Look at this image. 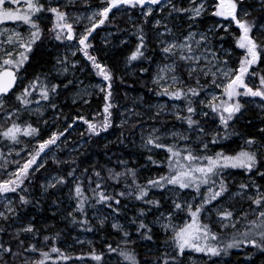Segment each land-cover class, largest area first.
<instances>
[{
    "label": "snow or ice",
    "instance_id": "1",
    "mask_svg": "<svg viewBox=\"0 0 264 264\" xmlns=\"http://www.w3.org/2000/svg\"><path fill=\"white\" fill-rule=\"evenodd\" d=\"M118 15L127 17L130 29L119 27ZM9 22L17 27L4 26ZM106 25L115 27L108 35L120 46L133 41L119 33L135 37L126 67L154 64V71L140 66L139 72H152L148 91L167 98L149 104L147 113L133 102L120 114L121 126H139L145 161L140 167L157 169L143 179L122 158L113 167L93 164L81 171L72 167L75 160L53 154L54 164L69 168L49 172L46 167L45 158L77 121L87 126L89 138L113 126L115 73L92 43ZM149 31L156 44L152 50ZM45 38L58 42L65 54L29 78L27 65ZM78 55L102 81L93 91L78 93L79 101L89 105L88 97L102 94V113L92 119L78 114L44 138L30 118L43 117L47 108L56 119L63 115L56 112L61 86L67 90L83 83L75 77L85 67L72 59ZM70 71L73 79L67 78ZM59 76L65 79L54 82ZM256 98L264 110V0H0V264H88L86 258L109 264L113 255L114 264H185L191 253L202 254L203 264H229L233 255L235 264L257 259L264 264V127L255 135L235 127ZM233 137L241 141L235 148L222 143ZM42 169L48 173L40 184L42 195L69 189L71 224L97 230L89 210L100 230L111 222L116 240H105L106 252L92 246L73 258L57 246L59 233L37 239L40 230L23 212L34 203L30 193ZM138 242H146L144 259L138 258ZM76 243L84 242L77 238Z\"/></svg>",
    "mask_w": 264,
    "mask_h": 264
},
{
    "label": "trees",
    "instance_id": "2",
    "mask_svg": "<svg viewBox=\"0 0 264 264\" xmlns=\"http://www.w3.org/2000/svg\"><path fill=\"white\" fill-rule=\"evenodd\" d=\"M80 10H83L81 7ZM256 14V13H254ZM116 23L122 29H130L131 24L128 23L127 17H120L117 16ZM150 28V25L147 26ZM102 29L112 30L115 32V27L112 25L101 26ZM147 30V28H146ZM119 37H128L124 32L118 34ZM149 36V46L150 50L155 49L154 39L152 38V33L148 32ZM131 41H135V37H128ZM96 39V38H95ZM93 40L92 43L96 48V40ZM52 44L51 40L45 38L44 44ZM44 44L41 45L39 48L36 49L35 54L32 56L31 62L27 65L26 75L27 77H31L35 72L41 70L43 67L44 71L48 70V64L50 62V57L46 53L44 48ZM53 48H57L58 46L52 44ZM99 57L101 60L105 61L104 53L105 48L99 47ZM131 48V47H130ZM129 48V49H130ZM129 51V50H128ZM125 55L122 56H114L113 61L114 65L110 66L115 73V81H114V95L115 101L114 103L117 105L116 108L113 109L114 112V120L113 126L110 127L106 132H101L99 136H92L89 138V134L86 132V125L83 124L81 121H77L72 128L65 134V137H61V143L59 148H54L56 152V157L63 161H72L75 160L76 163L72 165V167H79L82 171L84 168H89L91 165L96 164L98 167L100 165H106L107 167L116 166V159L122 158L129 162L130 167H136L140 172L141 179L148 175H154L157 171L154 167L145 166L143 168L140 165L145 164L143 159L142 152L131 149L133 142L137 139V127L133 129L131 127V123L128 125L121 126L119 125L120 121V113L121 107L128 105L130 102L128 101V97L134 95L135 93H140L144 98L148 99L151 92L147 89V83L149 80V73L141 74L139 72V67H149L151 68L152 65H149L147 61L143 62L142 65H136L138 72L135 76H131L130 70L133 67H126L125 65ZM123 69H122V67ZM121 78H123V82H121ZM27 80H25V83ZM54 82H57L54 80ZM65 96L68 94V90L64 92ZM158 98V97H157ZM167 100V98H162ZM259 99V98H257ZM103 108V96H100L97 99H92L89 105L85 106H75L66 103L62 107L63 115L59 116L56 122V126L63 130L68 123L72 121V118L78 114L86 115L89 119H92L96 112L102 113ZM254 113L246 107V114L237 122L235 125L236 130L244 133V134H252L255 135L257 129H255V123L252 122ZM67 117V119H65ZM101 117H96V119H100ZM25 119H29L27 114H25ZM31 121L34 123L35 126L39 127V123L37 120L30 118ZM135 119L132 120L134 122ZM264 121V120H263ZM170 123H175V121H170ZM78 127V128H77ZM81 133H84L82 136ZM123 133V136H121ZM41 135L45 137L43 133ZM105 138V140H103ZM123 140V142H121ZM85 141L84 145L81 147L80 151L73 152L76 146H78L81 142ZM239 138L233 137L232 141H224L222 142L225 145L230 146L231 148H235L237 144H239ZM2 147V146H0ZM23 155V154H22ZM46 167L49 169V172H53L58 168L60 169H68V164L56 165L52 162V160L47 161ZM117 170L119 168L117 167ZM39 179L35 182L32 186V191L30 193V197L33 198L34 203L30 204L24 209L23 214L26 215V218L32 219L35 223V226L40 230L41 236H38V240H42L43 235L54 236L56 233L60 235L56 237V243L58 247H61L64 250H67L65 244L68 242V235L76 234V235H85L91 239V245H81V246H73L70 250H67L73 258L79 255L81 252H87L90 247L94 246L97 251H104L106 252L105 240L115 244V235L109 230V228H105L103 230L99 229V225L96 224V221L91 218L92 211L89 210V218L92 220V223L95 225L97 230L93 232H87L82 230L78 225H73L70 223L69 218H67V209L63 202L64 196H68L69 189L67 187L62 188L61 190H49V194H41L40 184L45 181V177L48 176V173H45L42 169L39 173L36 174ZM79 175V172H77ZM10 198L17 199V197L10 195ZM35 200L39 201V204H35ZM58 200L60 204H54L53 201ZM133 214L132 210H129L127 215L130 217ZM120 219L125 220L124 215H121ZM151 219V217H149ZM134 232V231H133ZM135 235V233H134ZM160 240L163 239L162 236L158 235ZM136 251L138 253L139 259H144L148 253L144 252V249L139 247L138 245L135 246ZM54 255V254H53ZM196 255H202L197 254ZM234 255L231 257L233 258ZM88 264H95V262L91 261L89 258ZM206 259V258H204ZM112 260H115L113 255ZM236 259H232L235 263ZM59 264H72L71 261L68 262H59ZM76 264H80L79 261ZM203 264V261L202 263ZM256 264H260L259 259H257Z\"/></svg>",
    "mask_w": 264,
    "mask_h": 264
},
{
    "label": "rangeland",
    "instance_id": "3",
    "mask_svg": "<svg viewBox=\"0 0 264 264\" xmlns=\"http://www.w3.org/2000/svg\"><path fill=\"white\" fill-rule=\"evenodd\" d=\"M80 14L81 15H85L86 14L84 9L80 10ZM4 26H6V27H17V25H13L11 22H9L7 25H4ZM109 32H113V31L99 28L94 33V37L96 38V39L95 38L94 39L96 40V44H97L95 49H96V54H98V56H99L100 55L99 54V52H100V48L99 47L105 48V53L103 55L105 61H103V60L102 61L107 63L109 66H113L114 65V61H113L114 56L125 55V53L128 52L129 48L134 46V43L129 44L126 47L120 46L119 45V39L115 38L113 36H109L108 35ZM119 38H127V39L131 40L130 38L125 37V36L119 37ZM105 39H108L109 41H111V43L108 44V45H105V42H104ZM51 42H52V44H55V45L58 46V42H56L54 40H51ZM154 43H155V40H154ZM52 44L51 45L48 44V43L44 44V48L46 50V53L50 57V62L48 64V70L55 63V60H56V58L58 56H63L65 54L64 47L60 46V47H57V48H53ZM225 46L227 47L228 45L226 44ZM155 48H156V44H155ZM69 55H70V53H69ZM72 59H80L83 62V64L85 65L83 72H81L79 70L75 71V77L78 78V81H82L83 83L82 84H74V85L69 86V88L67 89L68 90L67 96H65V94H64V92L67 91V90H64L63 86H61V93H60L59 97L56 98V102L58 104V108L56 109L57 113H60L62 111V107L66 103L71 104V105H75V106H85L79 101L78 93H82L85 88H87V90L89 92H91V91L94 90V85L95 84L102 83V81L99 78H97L92 73L90 65H87V62L83 61L82 57H80L78 55L77 57H74ZM99 59L101 60L100 57H99ZM122 69H123V67H122ZM151 69L153 71L155 70V65L154 64L151 66ZM137 72H138V69H137V67H135V68H131L129 74L133 77V76H135L137 74ZM151 75H152V72L149 73V80H148V83H147V89H148V87H151V84H150ZM53 76H55V73H53ZM67 78L68 79H73V73L71 71L69 73H67ZM64 79H65L64 76H59V77H56L55 81L59 82V81H62ZM100 96H102V94L93 95L91 97H88V99L91 102L92 99H97ZM141 97H143V96L140 93H135L134 95L128 97V101L130 103L128 105H125V106L121 107V113L124 112L126 108H131L133 106V102H135V106H136V109L138 111H142V112L147 113L149 104L155 105V104H159V103H162V102L166 101L165 99L157 98L154 94H151V96L148 99L143 97V102L140 101ZM73 99H76L77 103L74 104L73 103ZM246 107H248L254 113L252 122H254L256 124L255 125V129L258 130L259 127H264V121H263L264 120V110H262L260 108L259 103H258V99L256 98V101H254V102H252L250 104H247ZM245 114H246V110L244 112V115ZM32 118L38 121L39 128L41 129V133H43L46 138L50 134L51 131L56 130L58 128L56 126L57 119L55 118V114H54V112H53V110L51 108L45 109V113H44L43 117H37V116L34 115V116H32ZM133 119H136V118H132V120ZM145 119H146V117H145ZM44 120H48L49 121L48 125H45L43 123ZM121 120H122V117L120 115L119 125H121ZM151 123H152V121H147V124H151ZM137 130H138L137 139L133 142V144H132V146L130 148L131 149H136V150L142 152V149L140 147L141 141H140V129H139V126H137ZM103 140H105V138H103ZM240 142L241 141H239V143ZM84 143H85V141L81 142L78 146H76L74 149H72L73 152L80 151V149L84 145ZM2 150L5 152V155H7V149L3 148ZM53 154H55V156H56L55 150L50 152L48 154V157H46L45 159L47 161L52 160L51 157H52ZM63 202H64V204L66 206V209L70 210V208H68V196H64ZM165 206L167 207V204ZM91 218H92V213H91ZM120 221H121V223H124L125 220L120 219ZM110 223L111 222L109 221L107 228H109V230L113 234V231H112V229L110 227ZM157 234L162 236V234H160L159 232H157ZM133 236H135L134 232H133ZM77 238L79 240L83 241L84 243L83 244L76 243V239ZM88 241H91V239L89 237L85 236V235H76V234L68 235V242L65 244V247L67 248V250H70L73 246L89 245ZM145 243L146 242H138L137 245L139 247L143 248L144 252L148 253V248L145 246ZM190 255H191L192 259L191 260H187L186 259L185 264H193V261H195V264H201L202 263L203 260L200 259V255H196V253H191ZM236 258L238 259V256L234 255V257L230 259L229 264H235L232 261V259H236ZM109 264H114V260H111L109 262Z\"/></svg>",
    "mask_w": 264,
    "mask_h": 264
}]
</instances>
